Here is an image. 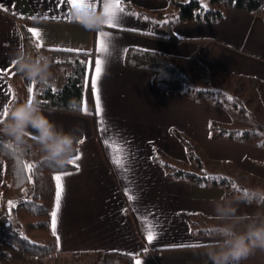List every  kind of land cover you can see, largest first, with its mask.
I'll return each instance as SVG.
<instances>
[{"label": "crops", "instance_id": "obj_1", "mask_svg": "<svg viewBox=\"0 0 264 264\" xmlns=\"http://www.w3.org/2000/svg\"><path fill=\"white\" fill-rule=\"evenodd\" d=\"M94 2L97 10H103V0ZM58 5L59 0H0V113L14 98L15 78L26 85L28 98L29 87L33 95L36 91L37 84L22 79L17 72L10 75L15 70L12 54L25 46L24 28L40 30L44 40L40 51L47 55L55 49L93 51L83 97V108L86 106L90 114L41 105L58 128L75 132L84 143H78L79 171L74 166L53 172V179L64 172L72 174L63 177L59 246L40 259L55 262L85 254L94 255L97 262L105 251L116 250L135 254L141 264H205L206 257L200 253L210 242L215 226L210 230L193 226L198 220L219 222L213 202L225 193H235L230 194L224 184H198L188 177L171 175L157 156L196 171L187 165L195 164L183 136L204 157L216 161L218 166L211 170L214 173L222 172L223 166H232L242 174L264 179V148L227 135L215 136L213 123L234 127L240 120L211 100L196 99L188 92L160 90L154 82V72L128 66L126 54L130 47L158 50L186 73L194 62L197 69L204 67L227 79L252 78L264 92V12L228 6L224 16L215 21L179 20L171 0H121L125 12L120 14L118 26L105 25L102 30L110 33V53L98 83L103 108L98 116L91 75L100 55L97 48L101 31L86 30L73 19H66L71 7ZM44 15L49 19H42ZM32 16L37 18L32 20ZM53 16L57 19H51ZM60 64L55 62L53 69L58 77L56 86L63 83L69 69ZM105 140H115L125 149L127 172L113 164V149L106 146ZM201 160L202 171H208ZM5 171L6 159L0 154V215L11 211L9 201L15 205L31 192L26 185L4 196ZM126 190L130 191L126 194ZM128 195L135 200L130 201ZM257 210L254 203L238 204L239 214ZM145 216L158 225V236L151 244L146 238ZM240 264H264V251L256 250Z\"/></svg>", "mask_w": 264, "mask_h": 264}, {"label": "trees", "instance_id": "obj_2", "mask_svg": "<svg viewBox=\"0 0 264 264\" xmlns=\"http://www.w3.org/2000/svg\"><path fill=\"white\" fill-rule=\"evenodd\" d=\"M171 1L177 7V19L204 21L220 19L224 16L225 8L228 6L240 7L250 12H256L261 2V0H210V5L206 6L201 0ZM24 34L25 39L35 48L34 39L31 33L27 31V28H24ZM50 54L58 55L61 58L60 60L69 62L71 66L67 70L64 81L60 86L54 85L48 89L41 90L37 85L34 94L35 98L43 106L74 113H84L85 79L89 82L91 73V69L86 66L91 61L92 68L93 51L79 50L67 52L63 51V49H55L51 50ZM81 61L84 63H81ZM126 63L130 67L147 69L154 72V82L164 92H188L196 99L211 100L216 104L224 106L230 112L238 109L239 112L245 115L252 113L247 108L244 100L226 87L214 84L209 80L205 81L206 87L205 85L194 87L192 78L183 68L175 65L164 52L154 49L130 47L126 54ZM228 97H232V99L229 100ZM27 98L26 85L21 79L15 78L14 98L10 105L22 102ZM72 105H76L77 107L73 108ZM2 119L5 120L6 118ZM251 119L246 120L244 122L245 126L242 128L219 126L213 123V134L215 136L227 135L242 141L255 142L264 148V123L260 121L252 123ZM182 138L187 144L190 156L198 159L200 168H203V162L197 155L194 144L185 137L182 136ZM7 144L6 139L0 136V154L6 159L5 178L2 183L3 195L7 196L26 185L31 187V192L26 197L19 199L10 212L0 215V264H5L4 261L11 258V253L5 248L7 244L13 245L16 249L36 257L49 255L57 250V239L52 234L50 227V213L53 210L55 193L53 172L74 167V165L69 164L63 168L57 167L53 162L42 160L38 155H34L33 150L29 148L23 149L20 153H14L12 149L6 147ZM78 150L79 144L77 145L76 152ZM157 159L164 164L171 175L188 177L198 184H224L230 189V194H239L245 187L243 184L238 186L233 176L223 173L210 174L204 170L200 173L184 169L164 159L162 155H158ZM28 160H34V164L36 165V168L31 173L23 168V164H27ZM29 175L31 176V180L28 179ZM233 185L236 188H233ZM185 216L192 224L194 223L190 214L186 213ZM211 228L206 227L205 229L210 230ZM199 231L201 230L199 229ZM98 264H136V256L128 252L109 250L101 255Z\"/></svg>", "mask_w": 264, "mask_h": 264}, {"label": "clouds", "instance_id": "obj_3", "mask_svg": "<svg viewBox=\"0 0 264 264\" xmlns=\"http://www.w3.org/2000/svg\"><path fill=\"white\" fill-rule=\"evenodd\" d=\"M72 19L84 29L102 31L106 24L103 10L92 8L72 10ZM11 63L22 79L37 84L41 90L58 82L53 57L40 50L18 48ZM0 136L15 148L33 150L40 159L63 168L77 150L79 140L73 131H64L44 114L39 101L29 98L9 106L8 117L0 121ZM255 204L252 214L238 213V204ZM214 216L219 224L202 252L205 264H240L256 250L264 251V188H246L241 193H227L213 202Z\"/></svg>", "mask_w": 264, "mask_h": 264}, {"label": "snow or ice", "instance_id": "obj_4", "mask_svg": "<svg viewBox=\"0 0 264 264\" xmlns=\"http://www.w3.org/2000/svg\"><path fill=\"white\" fill-rule=\"evenodd\" d=\"M67 4L71 7V11L69 14L66 16V19L72 20V10L74 9H85V8H92L96 9L97 8V3L94 2V0H59V5ZM2 7V6H0ZM103 13L106 16V24L110 28H115L118 26V23L120 21V14L125 12V9L121 6V0H103ZM7 11V9H5ZM32 20H35L37 17L32 16L29 17ZM42 19H49L47 15H44ZM51 19L55 20L57 19L56 16L51 17ZM27 31L31 33L32 38L34 39V46L37 50H39L41 47H43L44 40L43 36L40 32L39 29L36 28H28ZM100 40H99V46L97 48V52L100 54L96 59H95V67H94V72L91 75V90H92V95L95 98V113L96 115H100L103 112V108L101 106V99H100V89L98 87V83L100 79L102 78V75L105 72V66L107 63L106 57L110 53V33L101 31L100 34ZM60 50V49H56ZM63 51L67 52H72V51H79V50H74V49H63ZM61 61L57 60L56 63H60ZM81 63H84L81 61ZM87 68L91 69V61L88 62V65L86 66ZM3 73H0V76H2ZM87 79H85V86H87ZM35 85V83H32ZM55 90V89H53ZM11 88H9V92H11ZM29 92V103H31L32 99L35 98L33 95V88L29 87L28 88ZM229 100L232 99V97H228ZM73 108L77 107L76 105H72ZM8 110L9 107L6 105L3 109V112L0 113L3 117L7 118L8 117ZM83 111L86 114L88 113V109L85 106L83 108ZM4 119H0V121H3ZM104 124V121L101 120V125ZM211 126V125H210ZM105 131L107 130L106 128L104 129ZM79 143H84V140L81 139ZM106 146H110L113 149V155H112V162L113 164L118 168L121 169L124 172H127L129 169L126 167L127 164V158H126V151L125 149L118 145V143L113 140H105ZM7 148L12 149L14 153H20L22 152L21 149L15 148L14 146L7 144ZM81 159V155L79 152H77L76 155L73 156L71 160H69L68 164L69 165H74L76 168V171H79V164L78 161ZM21 163H23L21 161ZM23 168L26 169L29 173L32 172L36 168L35 164L27 163L23 164ZM72 173L70 172H64L62 174H57L54 176L55 180V202H54V207L53 210L50 213L51 216V230L52 234L56 237L57 239V245L59 246V240L60 237L57 235V228H58V219H59V213L61 211V201H62V196L64 192V184H63V177L66 175H71ZM28 179L31 180V176H28ZM236 186L233 185V188ZM130 190H126V194ZM128 199L130 201H134L135 197L133 195H128ZM9 206L14 207L15 205L13 204L12 201H9ZM144 227L147 232V241L149 244H151L158 236L157 228L158 225L155 223V221L149 220L147 216L144 217ZM173 247H189L188 245H179L176 246L174 245ZM147 251V249H145ZM136 264H141L139 260L136 261Z\"/></svg>", "mask_w": 264, "mask_h": 264}, {"label": "rangeland", "instance_id": "obj_5", "mask_svg": "<svg viewBox=\"0 0 264 264\" xmlns=\"http://www.w3.org/2000/svg\"><path fill=\"white\" fill-rule=\"evenodd\" d=\"M201 1L206 6L210 5V0H201ZM51 55L52 54H50V56ZM54 61L56 62L55 59H54ZM61 61H63V63L67 62L64 60H61ZM58 64H60V63H58ZM192 64L197 65L194 62ZM60 65L66 66L68 68H70V66H71V65H67V64H60ZM195 65H192V67H191L192 70H189L187 72V74L193 80V86L194 87L202 86V85H205V87H206L207 84L205 83V81H207V80H209L210 82H212L214 84H219L222 87H226L231 92H233L234 94H236L237 96L242 98L244 100V102L246 103L247 108L250 109V111L252 112L249 115H245V114L239 112L238 109L233 110L232 113H233L234 117H236L235 119L240 120V122L236 123L235 127H241V128L244 127L245 126L244 122L246 120H249V118L250 119L252 118L251 119L252 123H254L256 121H260V122L264 123V92H263V88H261L258 83L254 82L252 80H249L246 78L244 79V78H240V77H231V78L227 79L225 76L220 75V74L214 72L213 70H209L207 68L199 67V66L197 69ZM195 151L199 154L200 158L205 161L206 168L208 169V171H206V173H210V174L214 173L211 170L215 169V167L218 166L216 161L209 159L206 155L204 157L203 153L199 152V150L197 148L195 149ZM192 160H193L195 165L193 166L192 165L193 163H191V164L189 163L187 165L189 167H194L197 172L202 173L203 168H200V166L198 165V159L192 158ZM31 161H29L28 163H31ZM222 168H224V169L220 173H223V174H226L229 176H233L235 178V180L237 182L236 184L238 186L240 184H243L245 186L243 188V190L246 188H256V187L264 188V179H260V178L254 177V176H248L246 174H241V172H239L237 169H233L232 166H223ZM190 169H192V168H190ZM209 171H211V172H209ZM218 224H219V222L208 221V220H198L193 227L194 228H200V227H209L210 228V227L217 226ZM5 248L11 253V258L9 260L4 261L5 264H97L98 263V261L95 262V260H94L95 256L94 255L82 254V255H79L78 257L71 255L70 257L67 256V257L62 258L61 260H56L55 262H51V260L45 261L46 258H45V260L40 259V257H48L50 254L36 257V256H32L28 253H25L19 249H16L13 245L7 244V245H5Z\"/></svg>", "mask_w": 264, "mask_h": 264}, {"label": "built area", "instance_id": "obj_6", "mask_svg": "<svg viewBox=\"0 0 264 264\" xmlns=\"http://www.w3.org/2000/svg\"><path fill=\"white\" fill-rule=\"evenodd\" d=\"M264 11V0H261V2H260V4H259V7H258V9L256 10V12L257 13H261V12H263ZM24 48H26V49H29V50H36L34 47H32L28 42H27V40L25 39V46H24ZM52 57H53V59H55L56 61L57 60H59V61H61L60 59V57L58 56V55H51ZM61 64H67V65H71L69 62H64L63 63V61H61L60 62Z\"/></svg>", "mask_w": 264, "mask_h": 264}, {"label": "water", "instance_id": "obj_7", "mask_svg": "<svg viewBox=\"0 0 264 264\" xmlns=\"http://www.w3.org/2000/svg\"><path fill=\"white\" fill-rule=\"evenodd\" d=\"M14 73H16V71L14 70L13 72H11V74L10 75H13Z\"/></svg>", "mask_w": 264, "mask_h": 264}]
</instances>
